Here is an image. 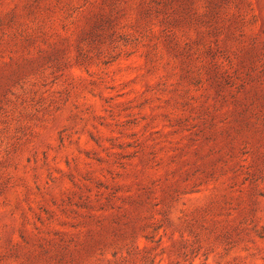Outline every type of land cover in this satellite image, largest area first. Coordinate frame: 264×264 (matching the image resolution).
<instances>
[{"label": "rangeland", "instance_id": "obj_1", "mask_svg": "<svg viewBox=\"0 0 264 264\" xmlns=\"http://www.w3.org/2000/svg\"><path fill=\"white\" fill-rule=\"evenodd\" d=\"M0 264H264V0H0Z\"/></svg>", "mask_w": 264, "mask_h": 264}]
</instances>
